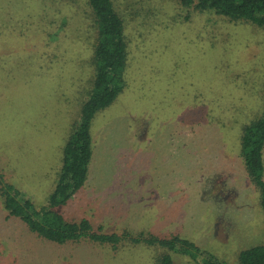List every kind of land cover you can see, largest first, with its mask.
<instances>
[{
  "label": "rangeland",
  "instance_id": "obj_1",
  "mask_svg": "<svg viewBox=\"0 0 264 264\" xmlns=\"http://www.w3.org/2000/svg\"><path fill=\"white\" fill-rule=\"evenodd\" d=\"M125 22V87L92 120L88 180L57 208L96 231L180 234L239 264L264 244L260 192L241 159L264 112V30L181 0H113ZM87 0H0V180L48 202L92 79L97 30ZM196 264L122 242L54 243L0 196V264Z\"/></svg>",
  "mask_w": 264,
  "mask_h": 264
},
{
  "label": "trees",
  "instance_id": "obj_2",
  "mask_svg": "<svg viewBox=\"0 0 264 264\" xmlns=\"http://www.w3.org/2000/svg\"><path fill=\"white\" fill-rule=\"evenodd\" d=\"M94 17L97 40L92 58L91 87L83 101L79 119L72 124L65 143L58 179L48 202L37 207L30 198L19 199L20 191L0 180V196L9 215L19 217L28 228L54 243L89 239L116 248L122 242L144 244L171 252L190 255L196 264H228L179 233L168 237L152 232L138 235L126 230L122 234L96 231L89 219L79 221L64 216L58 207L66 205L86 184L92 159V120L112 104L125 87L128 65V42L125 22L113 0H87ZM184 7L199 12H213L232 21H245L264 30V0H181ZM240 152L250 180L260 192L264 211V112L242 128ZM3 179L2 177H0ZM239 264H264V244L241 250ZM157 264H173L169 252Z\"/></svg>",
  "mask_w": 264,
  "mask_h": 264
}]
</instances>
